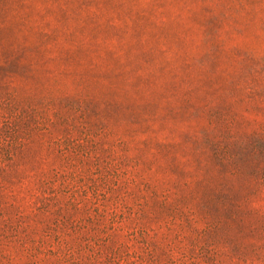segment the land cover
<instances>
[{"label":"rangeland","instance_id":"rangeland-1","mask_svg":"<svg viewBox=\"0 0 264 264\" xmlns=\"http://www.w3.org/2000/svg\"><path fill=\"white\" fill-rule=\"evenodd\" d=\"M249 178L264 0H0V264H245Z\"/></svg>","mask_w":264,"mask_h":264},{"label":"clouds","instance_id":"clouds-1","mask_svg":"<svg viewBox=\"0 0 264 264\" xmlns=\"http://www.w3.org/2000/svg\"><path fill=\"white\" fill-rule=\"evenodd\" d=\"M248 182L254 187V190L251 192L249 206L255 203L260 207L261 212L264 213V180L257 182L254 178H249ZM260 253L259 258L254 255L247 257L245 264H264V249H260ZM225 260L226 264H233V261L228 260L227 257H225Z\"/></svg>","mask_w":264,"mask_h":264}]
</instances>
